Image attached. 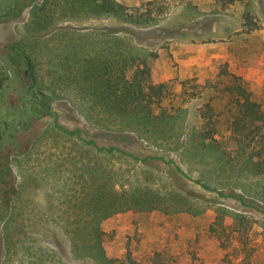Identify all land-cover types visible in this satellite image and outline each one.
I'll return each instance as SVG.
<instances>
[{
	"label": "rangeland",
	"instance_id": "1",
	"mask_svg": "<svg viewBox=\"0 0 264 264\" xmlns=\"http://www.w3.org/2000/svg\"><path fill=\"white\" fill-rule=\"evenodd\" d=\"M39 1L43 0H23L25 9L19 14L20 20L0 24L1 43L19 45L21 39L28 37L25 23ZM117 1L135 7L150 0ZM173 3L175 7L167 17L147 25L136 26L117 17L77 18L63 19L54 28L72 27L80 33L98 29V34L107 29L119 31L118 37L135 49L158 54V79L172 84L174 93L180 89L178 83L173 84L175 80L196 79L207 88L222 81L220 75L228 69L241 77L264 104V0H252L253 14L261 26L252 32L243 26L244 8L240 4L223 11L216 0ZM70 33L73 32L56 31L53 37L61 41ZM54 38L46 45L55 44ZM33 42L25 39L20 45L26 50L35 46ZM45 56L46 53L39 54V58ZM48 79L43 70L40 80L47 87L51 81ZM68 93L57 91L54 112L67 127L86 131L87 124L79 113L80 100L72 90ZM208 95L186 104L173 120L116 118L109 126L116 132L115 138L107 131L87 130V137L101 133L96 136L100 145H116L136 157L137 160H114L126 184L149 187L166 197L163 202L168 211L124 212L102 223L107 233L105 247L117 260L115 264H264V176L245 168H231L219 162L217 153L198 148L193 142V131L200 124L199 109ZM117 131L128 134L129 139L118 138ZM69 145L70 142L66 146ZM55 150L49 138L35 145L27 164L17 163V216L2 231L0 264H97L92 258L74 257L70 237L60 224L64 219L51 216L49 211L47 192L57 179L52 177V170L42 169L46 170V158ZM24 172L39 174L40 179H28L27 183ZM42 177L52 184L42 183ZM59 182L63 184L62 179ZM224 210L248 217L252 224L244 229L226 218L225 228L216 226L222 241L217 242L211 228ZM38 222H48V228L42 229ZM221 243L227 249H221ZM129 254L135 262H130Z\"/></svg>",
	"mask_w": 264,
	"mask_h": 264
},
{
	"label": "trees",
	"instance_id": "2",
	"mask_svg": "<svg viewBox=\"0 0 264 264\" xmlns=\"http://www.w3.org/2000/svg\"><path fill=\"white\" fill-rule=\"evenodd\" d=\"M173 1L150 0L128 7L117 0H43L36 3L25 23L28 32L25 39L35 44L25 51L40 71H47L51 80L47 84L53 93L74 92L80 100L79 113L87 124L86 131L71 129L56 115L38 141L42 143L51 138L57 149L46 158L49 164L46 170L42 169L52 170L51 175L57 180L52 184L42 177L41 181L45 185L52 184L46 202L51 216L64 219L60 224L70 237L71 250L77 260L92 258L97 264H115L117 260L105 247L107 233L102 228L105 220L130 211H168L163 202L166 197L149 187L126 184L123 174L114 165L115 159L122 160L120 157L137 160L136 157L116 145H100L96 138L99 133H90L87 137L89 129L107 131L115 138L116 132L109 126L116 118L135 117L145 121V117L149 122L173 120L186 104L209 94L207 102L199 109L200 124L192 134L195 146L217 153L219 162L231 168H245L264 176V104L254 97L241 77L224 69L220 75L222 81L209 84L207 88L196 79L175 80L173 84L178 83L180 89L174 93L172 84L158 79L155 66L158 54L135 49L130 42L118 37L119 31L107 29L106 33L98 34V29L80 33L72 27L54 28L63 19L77 18L117 17L136 26L156 23L173 10ZM216 2L223 11L242 5L245 30H260L252 11V0ZM54 30L73 33L60 41L53 37ZM53 38L56 43L46 45ZM44 53L46 58H39V54ZM117 133L118 138L129 139L128 134ZM68 142L71 145L66 146ZM23 175L27 183L28 179L32 181L40 176L26 172ZM61 179L63 184L59 182ZM226 218L244 229L252 224L248 217L220 211L211 228L217 242L222 241L217 236L219 228L216 226L225 228ZM38 223L42 229L48 228V222ZM15 230L19 232L17 227ZM221 244V249H227V245ZM54 247L58 250L56 245ZM128 259L135 262L131 254Z\"/></svg>",
	"mask_w": 264,
	"mask_h": 264
},
{
	"label": "flooded vegetation",
	"instance_id": "3",
	"mask_svg": "<svg viewBox=\"0 0 264 264\" xmlns=\"http://www.w3.org/2000/svg\"><path fill=\"white\" fill-rule=\"evenodd\" d=\"M22 1L0 0V24L20 20L19 14L25 9ZM0 53L11 63L10 67L0 57L1 237L5 226L17 216L14 207L18 199L17 163L28 162L32 149L56 116V94L42 84V71L17 42H0Z\"/></svg>",
	"mask_w": 264,
	"mask_h": 264
},
{
	"label": "water",
	"instance_id": "4",
	"mask_svg": "<svg viewBox=\"0 0 264 264\" xmlns=\"http://www.w3.org/2000/svg\"><path fill=\"white\" fill-rule=\"evenodd\" d=\"M0 57L3 58L8 63V65L11 67L10 61L2 53H0Z\"/></svg>",
	"mask_w": 264,
	"mask_h": 264
}]
</instances>
